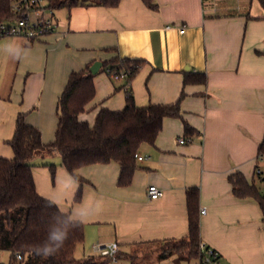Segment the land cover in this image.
I'll return each mask as SVG.
<instances>
[{
    "label": "crops",
    "instance_id": "crops-1",
    "mask_svg": "<svg viewBox=\"0 0 264 264\" xmlns=\"http://www.w3.org/2000/svg\"><path fill=\"white\" fill-rule=\"evenodd\" d=\"M156 2L155 10L141 0L74 5L39 39L0 37V156H13L8 141L19 112L44 143L54 138L57 98L72 70L116 56L143 59L129 83L98 71L94 97L79 118L92 124L101 107L122 109L128 88L138 106L173 103L183 91L181 116L195 132L186 135L180 118L165 117L154 142L139 147L149 158L137 162L125 186L117 183L114 161L78 168V181L57 152L37 155L36 191L83 223L87 241L128 251L185 237L186 189L197 187L200 239L219 253L220 264H264L260 207L253 197L235 196L228 181L239 171L253 183L263 157L264 10L258 0ZM187 70L204 72L206 82L183 84ZM149 184L162 195L150 199Z\"/></svg>",
    "mask_w": 264,
    "mask_h": 264
},
{
    "label": "trees",
    "instance_id": "trees-1",
    "mask_svg": "<svg viewBox=\"0 0 264 264\" xmlns=\"http://www.w3.org/2000/svg\"><path fill=\"white\" fill-rule=\"evenodd\" d=\"M120 0H47V8L74 5H100L115 7ZM145 6L155 10L156 0H141ZM264 10V0H258ZM12 0H0V24L15 20L11 8ZM33 41L32 39H28ZM144 63L140 58L113 57L102 63L99 71H105L112 78L125 77L127 83ZM87 64L80 70H72L57 98V123L54 138L44 143L40 130L25 120V113L19 112L11 139L12 158L0 156V250H8V262L0 264H105L109 257L88 255L75 256L77 244L85 237L84 226L63 213L52 200L41 196L35 188L32 174V159L37 155L57 152L66 171L78 181L76 174L82 166L95 163L116 162L119 164L117 183L128 185L134 170L138 167L135 153L143 143L152 144L162 129L165 117L180 118L184 133L192 135L195 129L181 116L180 100L169 104H135L131 90L126 89L125 105L120 110L101 107L90 124L81 120L95 94L92 74ZM206 82L204 72L187 70L183 72V84ZM264 156V134L258 146V158ZM51 174L54 166L50 165ZM228 181L232 193L237 197H253L261 210L264 227V192L255 183H249L239 171L230 173ZM80 191L74 201H79ZM199 190L186 189L188 230L182 238L154 241L149 249L163 260L197 258L199 254L200 225L198 210ZM65 236L63 241L54 236ZM144 246H134L128 251L118 249L116 257L133 259ZM51 249L45 255V249ZM21 257L18 258L17 255ZM100 259V260H99Z\"/></svg>",
    "mask_w": 264,
    "mask_h": 264
},
{
    "label": "built area",
    "instance_id": "built-area-1",
    "mask_svg": "<svg viewBox=\"0 0 264 264\" xmlns=\"http://www.w3.org/2000/svg\"><path fill=\"white\" fill-rule=\"evenodd\" d=\"M46 5L47 0H12L11 8L15 12L16 17L12 22L0 24V37L6 35L22 36L35 40L54 32L56 21L44 14L45 10L48 9ZM180 29L182 31V28ZM177 141L183 143L186 138L179 137ZM135 158L137 162H141L148 159L149 155L136 152ZM255 176H258L264 183V177L258 165L255 168ZM146 192L150 199H155L162 195V190L155 184H149ZM200 213H204V209H200ZM93 247L98 255L109 257L110 261L117 259L118 248L115 244H94ZM17 257L20 258L21 256L18 254ZM196 260V264H220V255L215 249L200 241L199 254Z\"/></svg>",
    "mask_w": 264,
    "mask_h": 264
},
{
    "label": "rangeland",
    "instance_id": "rangeland-1",
    "mask_svg": "<svg viewBox=\"0 0 264 264\" xmlns=\"http://www.w3.org/2000/svg\"><path fill=\"white\" fill-rule=\"evenodd\" d=\"M65 6L56 7L53 9H46L44 14L46 16L52 17V19L57 20L59 15L61 16L65 12ZM2 38H0L1 40ZM260 170L262 171V176L264 177V156L258 161ZM254 183L258 190L264 192V183L259 179L258 176H254ZM94 243L87 241L84 237L82 243L77 244L75 248V256L77 258H82L88 255H95L97 253L93 247ZM151 246H144L142 251L138 253L133 259L126 256L118 257L115 261H108L105 264H196L197 260L192 259H175V256L168 257L166 259L160 260L157 258L156 253L152 252L149 248ZM10 257V252L8 250H0V263L8 262ZM100 260V259H99ZM99 264V263H97Z\"/></svg>",
    "mask_w": 264,
    "mask_h": 264
},
{
    "label": "water",
    "instance_id": "water-1",
    "mask_svg": "<svg viewBox=\"0 0 264 264\" xmlns=\"http://www.w3.org/2000/svg\"><path fill=\"white\" fill-rule=\"evenodd\" d=\"M102 66V62L101 61H94L90 66H89V71L92 74H96L100 67ZM171 264V263H170Z\"/></svg>",
    "mask_w": 264,
    "mask_h": 264
},
{
    "label": "clouds",
    "instance_id": "clouds-1",
    "mask_svg": "<svg viewBox=\"0 0 264 264\" xmlns=\"http://www.w3.org/2000/svg\"><path fill=\"white\" fill-rule=\"evenodd\" d=\"M65 236L66 235H64V236H54V239H59V240H61V241H63V239L65 238ZM52 252V250L51 249H45L44 250V254L45 255H47V254H50Z\"/></svg>",
    "mask_w": 264,
    "mask_h": 264
}]
</instances>
